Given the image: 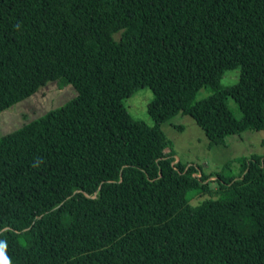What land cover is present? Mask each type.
Listing matches in <instances>:
<instances>
[{"label":"trees","instance_id":"1","mask_svg":"<svg viewBox=\"0 0 264 264\" xmlns=\"http://www.w3.org/2000/svg\"><path fill=\"white\" fill-rule=\"evenodd\" d=\"M50 81L76 97L0 137L9 264H264V156L216 177L162 130L264 131V0H0V113ZM145 87L153 126L124 105Z\"/></svg>","mask_w":264,"mask_h":264},{"label":"rangeland","instance_id":"2","mask_svg":"<svg viewBox=\"0 0 264 264\" xmlns=\"http://www.w3.org/2000/svg\"><path fill=\"white\" fill-rule=\"evenodd\" d=\"M239 76V67L227 70L223 74L221 85L232 86L239 81ZM211 93L209 88L204 87L198 92L196 100H202ZM76 95L77 90L72 84L60 86L55 81L48 82L31 97L0 113V137L35 120L49 110L64 105ZM152 99V90L145 87L126 98L124 105L133 119L153 126L154 121L148 113ZM228 104L235 117L241 119L242 113L234 100L229 99ZM162 130L172 144L176 162L198 166L204 173L214 174L216 177L220 174L227 178H237L240 174L238 159L252 155L264 156V143H262L264 131L248 128L240 133L228 135L224 144L210 145L208 137L196 121L190 115L182 113L164 122ZM216 189L214 183L213 193L195 195L191 203L196 205L210 196H215Z\"/></svg>","mask_w":264,"mask_h":264},{"label":"clouds","instance_id":"3","mask_svg":"<svg viewBox=\"0 0 264 264\" xmlns=\"http://www.w3.org/2000/svg\"><path fill=\"white\" fill-rule=\"evenodd\" d=\"M4 244L0 243V261H3V264H9V262L4 257Z\"/></svg>","mask_w":264,"mask_h":264}]
</instances>
